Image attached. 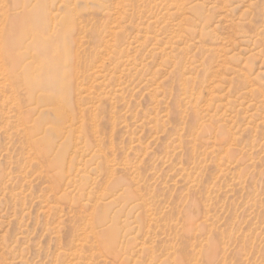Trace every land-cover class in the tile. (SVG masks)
Masks as SVG:
<instances>
[{"label": "rangeland", "instance_id": "1", "mask_svg": "<svg viewBox=\"0 0 264 264\" xmlns=\"http://www.w3.org/2000/svg\"><path fill=\"white\" fill-rule=\"evenodd\" d=\"M0 264H264V0H0Z\"/></svg>", "mask_w": 264, "mask_h": 264}, {"label": "bare ground", "instance_id": "2", "mask_svg": "<svg viewBox=\"0 0 264 264\" xmlns=\"http://www.w3.org/2000/svg\"><path fill=\"white\" fill-rule=\"evenodd\" d=\"M201 90V89H200ZM198 106V105H197Z\"/></svg>", "mask_w": 264, "mask_h": 264}]
</instances>
